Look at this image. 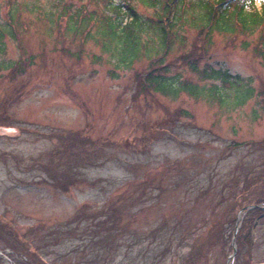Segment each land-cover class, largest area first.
Returning <instances> with one entry per match:
<instances>
[{
	"label": "rangeland",
	"instance_id": "rangeland-1",
	"mask_svg": "<svg viewBox=\"0 0 264 264\" xmlns=\"http://www.w3.org/2000/svg\"><path fill=\"white\" fill-rule=\"evenodd\" d=\"M111 1L0 0V128L17 130L0 134V264H264V31L198 47L185 28L167 70H115L55 19L99 20ZM213 69L253 97L229 108L141 89L150 71L220 85L202 77Z\"/></svg>",
	"mask_w": 264,
	"mask_h": 264
},
{
	"label": "trees",
	"instance_id": "trees-1",
	"mask_svg": "<svg viewBox=\"0 0 264 264\" xmlns=\"http://www.w3.org/2000/svg\"><path fill=\"white\" fill-rule=\"evenodd\" d=\"M256 1L118 0L108 3L106 8L109 13H103L99 20L93 17V13L84 12L81 8L72 10L63 7L56 13L55 19L63 33L76 37L81 35L83 40L90 38L99 44L115 70L131 69L135 63L149 58H154L151 66L159 65L167 70L170 65L164 63V58L173 52L176 41H182L177 33L185 28L196 31L197 46L209 44L210 37L215 33H253L260 28L264 31V1L260 10ZM137 5L155 10L154 16L145 17L138 12ZM93 27L95 33L91 35ZM2 34L0 32V41ZM190 69L197 72V67L193 65ZM154 72L157 71H150L141 77L144 92L151 91L167 97L185 93L195 99H206L229 108L243 106L254 93L249 83L222 70H204L203 78L218 80L221 84L202 86ZM0 227L4 225L0 224ZM11 228L9 230L19 238L15 229Z\"/></svg>",
	"mask_w": 264,
	"mask_h": 264
},
{
	"label": "water",
	"instance_id": "water-1",
	"mask_svg": "<svg viewBox=\"0 0 264 264\" xmlns=\"http://www.w3.org/2000/svg\"><path fill=\"white\" fill-rule=\"evenodd\" d=\"M17 132V130L15 128H0V134H3V135H13Z\"/></svg>",
	"mask_w": 264,
	"mask_h": 264
}]
</instances>
